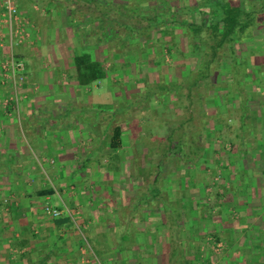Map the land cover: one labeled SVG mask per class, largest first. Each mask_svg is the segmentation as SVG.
<instances>
[{"label": "crops", "instance_id": "obj_1", "mask_svg": "<svg viewBox=\"0 0 264 264\" xmlns=\"http://www.w3.org/2000/svg\"><path fill=\"white\" fill-rule=\"evenodd\" d=\"M15 1L29 35L11 49L9 29L0 26V64L11 50L24 63L26 98L6 112L1 100L11 84L0 81V264H198V253L203 258L210 251L213 264H264V87L224 89L218 104L222 123L208 119L201 134L192 114L199 105L189 101L186 108L172 101L174 95H163L166 103L173 102L168 109L175 125L189 122V129H178L175 142L186 141L179 152H166L167 146L160 152L143 149L139 140L148 136L129 139L121 126L123 146L106 147L114 159L111 191L133 193L144 183L138 174L151 170L152 159L158 158L155 176L145 198L126 216L118 199L113 209L98 214V142H107L111 123L105 116L113 121L125 110L128 116L133 103L127 92L123 98L112 93L114 102L123 99L119 107L98 101V82L105 78L83 84L78 65L106 58L98 29L123 28L112 20L120 16L111 10L116 6L127 15L150 12L152 4H166L175 13L193 7L185 14L189 17L208 8L209 0ZM232 1L242 9L252 2L259 12L264 7V0ZM2 11L0 6V17ZM139 43L142 47L145 40ZM154 51L133 52L132 58L157 61ZM223 93L229 96L224 99ZM186 109L188 119L182 117ZM151 117L143 116L142 124ZM169 133L165 140L173 141ZM166 157L170 163L160 160ZM90 173L94 178L88 181ZM47 205L61 214L48 215ZM122 221L131 225L124 229ZM108 230L111 243L104 247L98 241L108 237ZM216 244L221 245L217 250Z\"/></svg>", "mask_w": 264, "mask_h": 264}, {"label": "trees", "instance_id": "obj_2", "mask_svg": "<svg viewBox=\"0 0 264 264\" xmlns=\"http://www.w3.org/2000/svg\"><path fill=\"white\" fill-rule=\"evenodd\" d=\"M208 2V8L198 9L196 13L193 11L195 13L193 19L191 17H185V14H187L189 10L194 9L193 7L189 9L186 8L187 12L184 11L182 13L180 11V13H175V11L169 12L170 10L166 4H162L159 7L152 4L149 8L150 12L146 11L141 13V11H135L127 15V13H121L118 6H116L111 10L114 11L113 14L116 13L120 16L112 20L117 21L118 24L123 27L121 29H124V35H121L120 29H98V38L100 42H107V44L104 43V45H107V50H109V52L113 50V52H118L119 55L124 56H129L130 52H138V54H140V52H145L147 54L150 53L149 51H152V48H148V45H151L155 49V57L159 58L160 61H157L160 62V64L164 63L166 54L170 56L171 62H174L178 57L173 51L174 44H168L161 38H153V33L158 31L161 35H170L173 33V26L175 25L183 30L184 37L187 40L186 53L184 52L183 54L185 57L190 54H196L189 57L195 58L197 63L194 67L186 65V68L189 70L188 77L184 81H181V83L175 82L170 83V85H164L160 81L158 85H156L157 89L152 90L151 93L148 91L145 95L153 96L157 92L163 93L165 91L164 96H168L172 92H181L180 89L183 87L187 88L186 97L191 98L192 102L197 100L199 105L198 112L200 116H202L201 126H198L199 134L206 132L207 122L210 118L215 119L217 123H222L219 118V116H222V112L219 108L220 106H218V104L221 103L222 95H218V92L226 88L237 89L247 85L254 86V81L259 80L256 76L258 74L259 76H264V67L260 69L259 59L256 61L259 62L257 63L258 69L255 67L257 65L250 68L247 66V61L242 59V56L237 53V47H240L241 52H245V40L251 38V32L264 27V20L256 13L259 12L257 11L258 8H254L253 2L251 7L246 9H242L240 5L232 0H217L215 2L209 0ZM166 10L169 12L168 14H166ZM164 15H167V17H164ZM121 18H124V21L121 22ZM167 26L173 28L169 29ZM140 36L144 37V46L140 47V43L135 44V42H133V44H131L129 42L131 39L134 40V37ZM112 41L115 42L114 45L111 44ZM159 46L162 49L158 51L156 48ZM147 49L149 51H147ZM105 61L110 60L106 57L104 61L95 63L81 62L78 65L80 72L78 78L80 82L87 84L96 78H98V80L106 78L108 72L103 66ZM222 71L226 72V77L223 80L221 79V75L223 74L222 77L224 76ZM210 89L212 90L213 98L217 99V101H215V104H217L215 106L216 111L212 115L202 109V107H207L206 105L209 100L207 101L208 98L205 99V96L208 95ZM223 96L225 99L226 96H229V93H223ZM246 96H248V94ZM159 101L161 102V100ZM202 102L205 103V106H202ZM220 128L221 125L218 124L216 129L219 130L220 133L217 134V137L221 138L222 134ZM170 135L173 136L172 133ZM203 142L205 144V141ZM185 143L186 141L179 140L178 143L176 142L171 146V151H181ZM108 146L113 149L123 146L121 125H116L112 129V133L108 138ZM203 146L204 145L201 146L202 149L205 147ZM48 192L50 193L52 191H41L39 194ZM154 196H157V194L154 193ZM214 240L217 242L220 238L216 237ZM212 255L210 251L202 258L198 253V264H213V261H211L213 258ZM195 258L197 261L196 256ZM184 264H192V261L190 263L189 261H185Z\"/></svg>", "mask_w": 264, "mask_h": 264}, {"label": "rangeland", "instance_id": "obj_3", "mask_svg": "<svg viewBox=\"0 0 264 264\" xmlns=\"http://www.w3.org/2000/svg\"><path fill=\"white\" fill-rule=\"evenodd\" d=\"M166 1L169 4L170 0H166ZM257 14L260 18L264 20V7L261 10V12H258ZM189 17L193 19L195 15L191 14ZM173 27H168L169 29L173 28V33H171L170 35H164V34L161 35L160 32L155 31L153 33V38H159V39L161 38L162 40H165L168 44L170 43L174 44L173 51L175 52V55H177L178 57L174 60V62H171L170 56L168 54H166L164 58L165 61L163 64H160V62L152 60V59L138 62L134 60L135 58H132V57H135L134 53H133V56H128L125 59L119 58L120 56L119 53L115 51L113 52V50L109 52V50H107V45L100 46L102 47L100 51L104 52L105 54L103 53V55L105 57H108L110 61H105L103 63L104 69L108 72L109 77L105 78L102 84H101V81L98 82V101H103L109 104H113V106L119 107L122 104L123 99H121V101L115 100L117 102H114L112 100V93L116 92L118 93L120 98H123L125 95L124 92H127V94H129L130 101H132L133 103V107L131 108V113L128 116L126 114L127 113L126 110L113 115V118H114L113 121L109 118L110 116H105V120L109 123L111 122L107 130L105 131L106 136L107 135L110 136L114 126L121 125L123 129L127 132V135L129 134L128 136L129 139L133 135L136 136V138L138 137L137 135H139L137 139H140L141 136H143V134L148 136V137L145 136L146 139L142 138L144 139L143 141L139 140V142H144L143 149H149L151 151L160 152L163 149L165 150L167 146L166 152L168 151L172 152L171 146L174 143H176L175 139L179 135L178 129L179 130L180 128L182 130L183 129L185 130L186 128L189 129V126H188L189 122H187L181 127L179 125H175L176 123H175L174 112L173 110L168 109L171 107L170 105L173 103L172 102L173 100H174V103L178 101V102H181L182 105H184L185 107H188L187 104L189 101H191V98L186 97V93L188 91L187 88L185 87L181 88L180 89L181 92H177V96L175 95V93H171L170 95L171 96L174 95V96L172 98V101H168L167 103L162 98L165 91L163 93L157 92L156 93L157 95L155 94L153 96L151 95L147 97L145 95L148 93V91L149 93H151L152 90L157 89L156 85H158L160 81L164 85H170V83H175V82L181 83V81H184L188 77L189 70L188 68H186V65L190 67H194V65L197 63L195 58L189 57L191 55L194 56L196 54H190L187 57L184 56L183 53L184 52L186 53V49H187L186 48L187 40L184 37V32L182 29H179L177 26L176 27L173 26ZM120 31H121V35H124L123 34L124 29H120ZM251 33H252L250 34L251 38L247 37L248 39L245 40L246 41L245 42L246 43L245 52L244 51L241 52L240 47H237V53L240 56H242L241 57L242 59H245L247 61V66L250 68H252V66L254 65H257V63L259 62H256V61L257 59H259L260 69H262L264 67V28H262L261 30L258 29L257 31H253ZM134 40H136L134 42L139 43L141 41H144V37L142 36L134 37ZM104 43L107 44V42H104ZM114 43L115 42L113 41L111 42V44L113 45ZM148 48H154V47L151 45H148ZM156 49H158L159 51V49L161 50L162 48L159 46ZM255 67H257L258 69V65ZM223 73H224V76L222 77L223 74L221 75L222 80L225 79L226 77L225 75L226 72L224 71ZM256 77L257 79L259 78V80L257 81L252 80L254 81V86L264 87V76H259L258 74ZM95 85H97V83H95L94 86ZM94 86H92V91H94L93 89L95 88ZM247 86L251 87L250 85H247ZM211 91L212 90L210 89V92L208 93V95L205 96L206 97L205 99L208 98L207 101L209 100V102L206 101L207 107L206 108L202 107V109H204V111L208 112L210 115L215 113L214 105H215V101H217L216 98L215 99L212 98L213 93ZM218 93H219L218 95H222V91ZM194 98H195V95H194ZM159 100H161L162 104L159 103L160 102ZM194 101L196 102V104H198L197 100H194ZM202 106H205V103H203ZM186 110H187L186 112H189V113H185L183 111L182 117L188 119L191 111L189 109H186ZM198 111H199V106L196 108V112L194 110V113L192 112V114H193V117L197 118V123L199 126V122L201 124L202 116H200V113ZM131 114L133 118H130ZM146 114L152 117L150 118V122H143L145 124H142V120H143L142 118ZM157 116L159 118H157ZM153 117H155L154 120L152 119ZM127 121H129L128 122L129 124L127 123ZM148 123H149V126H148ZM142 125H144L145 127ZM146 126L150 127V129H148ZM170 130L172 131L170 132ZM169 132L172 133L173 135L171 136L172 137L171 139H173L172 142L170 140H167V141L165 140V136ZM108 136H107V139L109 138ZM210 138L213 139V136H211ZM98 145L100 146L99 151H98V184L101 185V189L98 190V205L101 203V207L98 206V214L100 215L99 213L100 211L113 209V207L115 206L113 200L118 199L123 204L120 212L123 213L122 216L124 217L126 216V214L130 212L129 211V209H131L130 207H132L134 204L136 205V203H138L139 200L141 201L143 198H145V195H147L146 189L148 186L146 187V185L149 182L150 183L152 182L155 176L154 170L157 168L156 164L159 159L158 158L152 159L154 161H153V165L151 166V170H148L146 172L142 170L141 173L138 174V176L142 178V180H144L143 181L144 183L139 184L138 189L133 190V193L128 192L126 188L121 189L119 193L116 192L115 190H114L115 192H113L111 191L110 185L113 182V176L111 174L112 172L111 169H112V162L114 159L111 157L110 152H108V150L106 149V147L108 146V140L107 142L103 141V143L101 144H99L98 142ZM160 160L163 163L165 161L170 163L172 159H169L166 157L165 159L161 158ZM139 165L140 166L143 165V161L141 160V157L139 159ZM93 178H94L93 174L90 173L88 177L89 179L88 181H90V179H93ZM123 187H126V185L124 184ZM101 197H103L102 200H100ZM139 209H141V207ZM111 213H113L112 210H111ZM139 213L141 212H138V214ZM106 219H110V218H106ZM101 224L105 225V224H110V223L105 222ZM121 224L124 226V229H126L127 227L131 225V223H126L124 221H122ZM101 231L103 233L104 230H101ZM105 233H108L107 234L108 237H106L105 239H103V237H100V240L98 241L104 247H106V245L108 246V244L111 243V238L109 237V230L106 231ZM128 240H129L128 238L125 239V241H127L125 242L126 244L129 243ZM96 263H98L97 260H96Z\"/></svg>", "mask_w": 264, "mask_h": 264}, {"label": "built area", "instance_id": "obj_4", "mask_svg": "<svg viewBox=\"0 0 264 264\" xmlns=\"http://www.w3.org/2000/svg\"><path fill=\"white\" fill-rule=\"evenodd\" d=\"M0 6L3 8L0 17V26L6 25L9 29L7 38L9 46L20 45L24 43L29 35L26 30V21L21 16L15 0H0ZM0 81L2 84L7 82L11 84L9 94L5 95L1 100L2 107L8 112L9 105L18 106V104L26 98L22 91L23 85L26 82L25 65L21 60H18L13 51L7 52L0 64ZM218 177H215V180ZM4 200H6L4 198ZM45 212L48 215L57 217L61 214V210L50 205L45 207ZM221 245H214L217 250Z\"/></svg>", "mask_w": 264, "mask_h": 264}]
</instances>
